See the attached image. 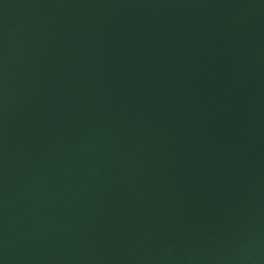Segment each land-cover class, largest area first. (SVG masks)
Instances as JSON below:
<instances>
[{
  "label": "water",
  "instance_id": "95a60500",
  "mask_svg": "<svg viewBox=\"0 0 264 264\" xmlns=\"http://www.w3.org/2000/svg\"><path fill=\"white\" fill-rule=\"evenodd\" d=\"M0 264H264V0H0Z\"/></svg>",
  "mask_w": 264,
  "mask_h": 264
}]
</instances>
